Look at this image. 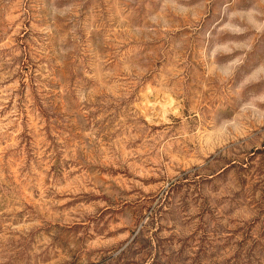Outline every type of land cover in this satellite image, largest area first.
Listing matches in <instances>:
<instances>
[{"label": "rangeland", "instance_id": "374dc122", "mask_svg": "<svg viewBox=\"0 0 264 264\" xmlns=\"http://www.w3.org/2000/svg\"><path fill=\"white\" fill-rule=\"evenodd\" d=\"M0 264H264V0H0Z\"/></svg>", "mask_w": 264, "mask_h": 264}]
</instances>
